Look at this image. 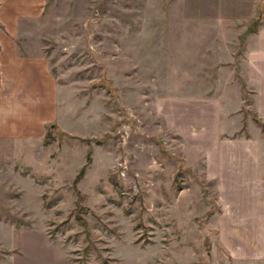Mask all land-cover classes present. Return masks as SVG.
I'll return each mask as SVG.
<instances>
[{"label": "rangeland", "instance_id": "374dc122", "mask_svg": "<svg viewBox=\"0 0 264 264\" xmlns=\"http://www.w3.org/2000/svg\"><path fill=\"white\" fill-rule=\"evenodd\" d=\"M2 29L35 64L0 264H264V0H0Z\"/></svg>", "mask_w": 264, "mask_h": 264}, {"label": "crops", "instance_id": "0c3cea01", "mask_svg": "<svg viewBox=\"0 0 264 264\" xmlns=\"http://www.w3.org/2000/svg\"><path fill=\"white\" fill-rule=\"evenodd\" d=\"M0 34H5L3 29L0 30ZM13 39L14 37H11L10 35L6 37L4 35H0V124L2 120L3 123H5L7 119L14 115V112L10 110L8 111L7 109V100L9 99V93L7 92L9 91L7 88L8 81L12 79L16 82V79L19 78L18 75L23 74L22 77H24L26 71L32 68V66H34L33 64H35L30 56L10 51L12 44H14ZM28 86H30V84L26 82H22L21 84L16 82L13 87L17 90L20 89L25 93ZM39 88L40 87H37V90ZM19 97L21 100L24 99V94Z\"/></svg>", "mask_w": 264, "mask_h": 264}]
</instances>
